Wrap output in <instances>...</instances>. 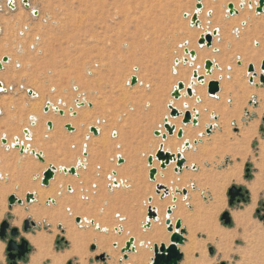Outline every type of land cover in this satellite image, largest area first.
Wrapping results in <instances>:
<instances>
[{
    "label": "rangeland",
    "instance_id": "obj_1",
    "mask_svg": "<svg viewBox=\"0 0 264 264\" xmlns=\"http://www.w3.org/2000/svg\"><path fill=\"white\" fill-rule=\"evenodd\" d=\"M259 1L203 0L200 27H196L191 24V17L196 12L197 0H28L29 8L24 0H15L17 7L14 8L9 6L8 0H1L0 63L4 57L9 58V62L0 70V84L3 85L0 98L17 95L32 103L42 102L43 110L48 104L51 107L54 105L56 111L50 107V115L59 117L61 115L57 110L65 112L60 129L62 123L70 124L67 119L77 120L74 127L75 131L78 129L72 133L64 127V138L60 139L62 145L47 141L49 135L58 134V129L52 134L46 129L39 134L40 127L32 126L36 120L32 123L29 117H26L17 134L0 129V154L8 159L5 164L8 171L0 170V176L3 175L0 177V190L9 192L6 195L8 207L0 224L4 220L12 221L8 198L14 195L25 202L26 195L31 192L22 187L21 181L14 175L25 174L31 183L45 188L39 178L46 168V163L44 166L40 164L30 152L21 155L15 149H7L2 144L3 139H7L10 145L18 138L31 150L34 149L31 144L35 145L37 141L41 145L39 153L44 154L47 148L54 149L59 161L55 163L56 178L50 187L56 186L58 191L59 185L64 184V189L60 187L62 191L59 197H55V201H62L60 206L56 205L57 202L48 204L51 198L44 201L43 208L47 212L45 220L33 219L29 215L23 219L19 227L21 230L24 220L29 218L36 223V227L29 235L22 231V236L30 242L33 251L25 263L19 264H29L30 258L37 254L33 238L40 235L50 237L45 245L49 256L44 258L42 264H53V257L65 254L64 264H77L76 259L81 254L84 264H95V254L90 248L94 242L91 234L109 232L117 239L123 236V243L130 236L140 238L136 233H131L132 228L135 227L138 232L144 231L147 210L152 203L159 208L161 220L153 221L154 228L167 233L164 229L167 227L165 198L161 199L156 194L157 184H166V187L174 190L188 189L190 192L189 196L179 197V208L171 215L175 222L181 220L189 233L181 264H264V173L262 188L255 190L258 197L247 187L256 179V166L259 164L258 168L264 170V85L260 83L259 76L251 83V75L248 74V67L252 64L260 75L264 60V29H255L256 22L264 18V12L256 14ZM231 3L238 14H229L228 6ZM215 30L218 34L212 47L199 46L200 36ZM188 43L192 46H188ZM185 49L196 51L195 62L185 54ZM204 54L209 56L205 57ZM220 57L225 59L224 63ZM184 58L190 59L193 65L181 62ZM176 60L180 64H175ZM207 60L218 65V68L214 67L212 75H206L204 65ZM180 66L190 71L193 69L185 83L189 84L193 72L202 66L207 78L222 84L223 93L211 97L206 90L208 83L203 85L196 82V87H205V96L197 95V98L194 94L192 99L183 98L184 101L190 100L192 110L197 109L200 113L197 126H185L179 118L181 125L178 128L185 131L184 135L187 129L196 133L195 138L188 140L192 148L184 152V157L190 165H196L198 171L185 174L189 178L182 181L180 178L183 176L173 172L166 180L168 175L162 177L164 173L160 171L154 183L149 180L147 159L165 142L154 132L161 130L164 119L170 115L168 106L173 100L171 93L182 82L175 71ZM9 76L17 78L11 87L4 83V78ZM133 77L138 78L134 86L131 84ZM30 92L36 96H30ZM84 100L91 104L87 105ZM81 103L85 105L78 107ZM204 104L206 107L201 109ZM208 104L216 107L211 108ZM1 111L0 106V116ZM82 114H90L84 123L80 121ZM214 115L220 116L218 122L213 119ZM208 123L216 124L210 134L206 131ZM88 126L99 128L102 136L107 134L108 145L100 144L102 137L94 138L90 129L82 134ZM25 129L30 132L29 140L23 134ZM176 135V139L168 137L178 142V146L172 150L175 154L179 146L187 142L186 138L178 140ZM195 141L198 143L195 144ZM104 148L107 151V166L102 168L95 160L97 151ZM189 154H194L192 160ZM119 158L125 159L124 166L119 165ZM133 158L139 159L136 168H128L127 161ZM79 161L86 166L77 167ZM27 163L35 164L37 170H24L29 167ZM61 167H77L79 175H66L59 171ZM113 179L119 185H114ZM192 185L196 188L192 189ZM234 186L243 189L244 198L231 206L229 190ZM69 187H72V191ZM150 198L153 199L151 204ZM34 204L36 202H25L20 207L27 212ZM167 204L174 205V202L169 198ZM226 212L230 214V225L222 221ZM78 218L89 223L80 226ZM137 246L138 251L147 249L149 252H146L141 263L150 264L151 246L150 249L149 246L144 248L140 240ZM4 250V264H9L6 245ZM106 252L117 259V253ZM99 264L107 263L102 261Z\"/></svg>",
    "mask_w": 264,
    "mask_h": 264
},
{
    "label": "water",
    "instance_id": "obj_2",
    "mask_svg": "<svg viewBox=\"0 0 264 264\" xmlns=\"http://www.w3.org/2000/svg\"><path fill=\"white\" fill-rule=\"evenodd\" d=\"M203 0H197V4H196V12L192 15L191 17V24L193 26L196 27H200V20H199V14L202 12L203 9ZM245 1V0H242ZM1 2V0H0ZM24 4L26 5L27 8H29V4H28V0H24ZM11 5V4H10ZM243 7V6H241ZM263 8H264V0H260L259 1V7L256 10L257 14H261L263 12ZM229 9V14L230 15H234V14H238V10L235 9L234 4H229L228 6ZM218 31L215 30L213 31V33H205L204 35H201L198 41L199 46H206L207 48H211L213 45V40L214 37L217 36ZM185 54L189 55L190 58L192 60H195L197 57V53L194 50H189V49H185ZM9 62V58L4 57L2 59V62L0 63V69H2V65L5 63ZM184 64L189 63V60L187 58H184L182 61ZM176 64H180L179 60H176ZM204 69L206 71V75H212L213 74V70H214V62L211 60H207L205 62L204 65ZM248 74H250V82L253 83L255 78L258 76L255 70V66L254 65H249L248 67ZM205 75H200L198 73V71H194L193 72V77L192 80L190 82V84L188 86H186L183 82H179L175 88L174 91L172 92V98L174 100H179L180 98L184 97H188V98H192L194 96V87L196 86L197 83L199 84H205ZM259 80L260 83L262 85H264V60L261 63V74L259 76ZM138 82V78L137 77H133L131 80V84L134 86L136 85ZM197 82V83H196ZM182 92H185L184 94H182ZM220 92V83L218 81L212 80L208 83V94L211 97H215L218 95V93ZM31 96H36V94L34 92H30L29 93ZM79 107H83L85 104L81 103L79 104ZM50 107V104L47 105V108ZM169 110H170V115L169 117H166L164 119V130L165 133L161 132V131H155V136L156 137H160L163 141H166L168 139V137L174 136V134L177 131L176 126H173L170 124L169 122V118H173V119H182V123L183 125H189L192 124L193 126H197L198 125V119L200 117L199 113L193 109V112L195 113V115H192V112L190 110H186L184 113L181 112L180 110H178L177 108H175L173 106L172 103L169 104L168 106ZM48 110V109H47ZM58 111V110H57ZM60 113V115H64L63 111H58ZM49 127H52V123H49ZM66 129L70 132L75 131L74 127L71 124L66 125ZM213 126L209 127L207 129V134H210L212 132ZM90 132L93 133L94 135H98V129L95 127L90 128ZM25 134L27 135V138H30V132L28 130L25 131ZM177 137L179 139H183L184 137V130L183 129H179L177 131ZM6 140H3V144H6ZM16 148H19L18 146H16ZM191 148V144L187 141L184 143L183 147H182V151H179L177 154L171 153L170 151H165L164 149V143L160 144L155 156L151 155L148 158V165L150 166V171H149V179L152 182H156V178H157V174H158V169L154 168V161L157 160L160 163V169L165 170L171 163H175L176 167H175V173H180L182 172L184 165H185V158L183 156V152L187 149ZM30 149L28 148L27 151H29ZM25 151V149L22 147L21 149V153L23 154ZM31 154L35 157H37L40 161H44L43 155L41 153H37L35 150H31ZM86 155V153L84 154ZM122 163V159L119 158V164ZM82 164L80 163L78 167H82ZM57 168L54 167L53 165H51L44 173H43V179H42V186L47 188L50 186V182L55 178V174H56ZM62 172L66 175H72L75 176L77 175V168L72 167L70 169L68 168H63ZM115 174V173H114ZM156 193L158 195H160L161 199H164L165 197L170 195V189L168 187H166L165 185L162 184H157L156 185ZM183 195L184 197H186L187 195V191H180V190H176L175 194H173V202L175 203L177 201V198L175 195ZM229 197H230V205H234L235 202H240L241 199L244 198V193H243V189L242 188H238L236 186L232 187L229 190ZM34 201H36V197L35 194L32 193H28L25 197V202L27 204H31ZM53 203H55L54 200H52ZM153 202V199L150 198L149 199V203L151 204ZM8 203L10 208H12L15 205H19L22 206L24 204V200L19 199L18 197L11 195L8 198ZM175 207H169L167 210V215L168 217H171V215L173 214V209ZM153 221H158V213L157 210L155 208H153L151 205L148 207V213H147V220H146V224L144 225V227L146 228H150L152 225ZM222 221L224 222L225 225H230L231 224V218H230V214L228 212L224 213L222 216ZM80 222V218L77 219V223ZM31 224L35 227L36 223L35 222H31ZM166 225H167V230L169 233H171V238H170V245L167 246L166 244H161L158 245L156 244L153 247V252H154V257L152 259L151 264H179L182 259H183V253L180 250L181 245H183L186 241L185 239V234H186V230L183 229L182 227V222L181 220H177V222L175 223V226H173L172 220L171 219H167L166 221ZM10 227L9 223L7 221H4L1 224V228H0V239L4 240L7 236V230ZM61 227V226H60ZM30 229V219L25 221V230H29ZM19 230L17 228L12 229V233L11 235L13 237L18 235ZM95 246L92 247L93 250H95ZM7 251L9 253V257L11 260L14 261V264H16L15 259H22L23 257L26 256V254L28 253V242L26 240H22L21 245H17V243L14 240H10L8 245H7ZM14 251H18V254H16L15 256L12 255V252ZM131 252H135V239L134 238H130L125 247L122 250V253L124 255L123 259H127L128 258V253ZM211 253H213V250H211ZM98 260L101 261H106L107 260V256L106 255H101L100 257H98Z\"/></svg>",
    "mask_w": 264,
    "mask_h": 264
},
{
    "label": "crops",
    "instance_id": "obj_3",
    "mask_svg": "<svg viewBox=\"0 0 264 264\" xmlns=\"http://www.w3.org/2000/svg\"><path fill=\"white\" fill-rule=\"evenodd\" d=\"M202 3H203V1H202ZM263 12H264V8H263ZM262 12V13H263ZM261 13V14H262ZM257 14V13H256ZM258 15H260V14H258ZM264 17V16H263ZM256 21V20H255ZM258 22V23H257ZM256 23L257 24H255L256 25V27H255V29L256 30H262V29H264V25H261V24H264V18H262L261 19V21L259 22V21H257ZM260 24V25H259ZM220 58H223V57H220ZM224 59V58H223ZM206 62V61H205ZM6 64V63H5ZM188 64V63H187ZM216 65V64H215ZM4 66V64L2 65V69H0V70H3V67ZM216 68H218V65H216L215 66ZM192 71V70H191ZM260 76V75H259ZM186 86H188L189 84H187V83H185V81L184 80H181ZM212 81V80H211ZM170 82V81H169ZM210 82V81H209ZM175 88V87H174ZM174 88H173V91H174ZM203 88V87H202ZM172 91V92H173ZM207 91H208V86H207ZM221 92V93H220ZM220 94L222 95V93H223V91H222V84H220ZM218 93V94H219ZM30 95V94H29ZM171 95H172V93H171ZM31 96V95H30ZM184 97H182V98H180L179 100H175L176 102H179V101H181L182 99H183ZM186 99H188V97H185ZM193 98V97H192ZM192 98H189V99H192ZM12 100H14V101H12ZM174 100V99H173ZM255 100V99H254ZM15 101L17 102V104H15ZM184 101V100H183ZM10 102L11 103H14V105L13 104H10ZM31 102V101H30ZM28 100H26V99H24L23 97H19V96H14V97H10V98H7V97H2V98H0V106H1V109H2V115L0 116V129H4V130H6L7 132H10V133H13V134H17L20 130H21V127L24 125V121H26V117L28 118H30V120L31 121H33L32 119H34V120H36V123L34 122V124H32V126L34 127V126H36V127H40V129H38V133L39 134H41V133H43V132H45V129L46 130H48V132H50V134H52V133H55L56 132V130L58 129V134L57 135H54L53 134V136L51 137L50 135L48 136V139H47V141L48 142H50V143H57V142H60L61 143V141H60V139L64 136V132L62 131V129L66 126V123H62V128L60 129V122L64 119V117H61V116H56V115H50L51 114V112L50 111H46L45 110V108H44V110H43V108H42V111H43V113H42V111L40 112L41 114H35V113H33V112H31V104H33V103H35V102H33V103H30ZM186 102V101H185ZM188 102H191L190 100H188ZM3 103V104H2ZM30 103V104H29ZM255 103H256V100H255ZM26 104H27V106H26ZM9 105V106H8ZM205 105V104H204ZM209 105V104H208ZM207 105V106H208ZM11 106V107H10ZM216 106V105H215ZM15 107V108H14ZM21 107H23V110H22V108ZM19 108H20V110H19ZM11 109V110H10ZM30 110V112H29V110ZM28 113V114H27ZM156 113V112H155ZM26 114V116L24 117V115ZM43 114H44V116H43ZM155 115V114H154ZM200 115V114H199ZM31 116V117H30ZM11 117H12V119H11ZM16 118L15 120H14V118ZM226 117H227V115H226ZM216 122H218L219 120H220V116L219 115H214V118H213ZM22 120H23V122H22ZM21 123V124H20ZM49 123H52V127H49ZM14 124H15V126H14ZM17 125V126H16ZM10 126H12L13 127V129H11L10 128ZM209 127H212V125H209V124H207L206 125V128L208 129ZM216 127V125L214 126L213 125V129ZM60 129V130H59ZM64 130V129H63ZM65 131V130H64ZM178 131V130H177ZM176 131V132H177ZM207 131V130H206ZM155 133V132H154ZM101 132L99 133V135H94V138H99L100 136H101ZM155 135V134H154ZM176 135V133L174 134V136ZM174 136H171V137H174ZM177 136V135H176ZM170 137V138H171ZM51 138H53L52 140H50ZM183 138H185V137H183ZM177 139L178 140H180L178 137H177ZM50 140V141H49ZM168 140V139H167ZM190 143V142H189ZM197 142L195 141V144H196ZM39 144V143H38ZM61 145H62V143H61ZM160 146V145H159ZM192 146V145H191ZM183 147V146H182ZM159 148V147H158ZM165 148V147H164ZM192 148V147H191ZM190 148V149H191ZM190 149H187V150H185L184 152H186V151H188V150H190ZM158 150V149H157ZM157 150H156V152H157ZM98 153H97V156H96V160H95V163H97V164H101V166H102V168H103V166L105 167V166H107V164H106V160H105V157H106V149L104 148L103 150L101 149V150H98L97 151ZM156 152H155V154H156ZM177 152H179V149H178V151ZM184 152L182 153L183 154V156H184ZM42 155H43V158H44V161H40L39 160V162H40V164H42V165H44L45 163H46V158H45V156L46 155H50V156H52V158H54V159H56L57 160V157H56V152H55V150L54 149H49V148H47L46 149V152H45V154L43 153V152H40ZM171 153H174L173 151H171ZM19 154H21V153H19ZM154 154V155H155ZM175 154V153H174ZM21 155H23V154H21ZM153 155V154H152ZM86 156H89V154L88 153H86ZM151 156V155H150ZM149 158V157H148ZM185 158V157H184ZM122 159V163L121 164H119V165H121V166H124L125 164H126V161H125V159H123V158H121ZM138 160L139 159H136V158H133V159H130V160H128L127 161V165H128V168L131 166V167H133V168H136V165H137V162H138ZM192 160V159H191ZM57 161H59V159L57 160ZM147 161H148V159H147ZM185 165H184V168H183V170H182V172H180V173H178L180 176L182 175L183 177H182V179L180 178V180L182 181L183 179H188L189 178V176L188 175H185V174H187V173H190L191 171L192 172H196V171H198V167L196 166V165H194V164H189L188 163V161H187V159L185 158ZM155 162H157V163H159L157 160H155L154 161V163ZM79 163H81L82 164V161L81 162H79ZM51 165H53L54 167H56V164H55V162H50V164H48V166H46V168L44 169V171H46ZM261 166V165H260ZM175 167H176V164L175 163H171L165 170H162V169H160V163H159V166L157 167V169H158V174H157V178H158V176H159V174H160V171H162L163 173H164V175L162 174V176H165L166 177V175H168V177L171 175V173L170 172H173V173H175ZM59 169V168H58ZM256 169H258V174L257 175H255V176H257V179H254L253 180V182H250L248 185H247V187H248V189L250 190V192L251 193H253V194H255L256 192H255V190L258 188H262V185H261V178H262V174L264 173V170H263V172H262V169L260 168H258V167H256ZM43 171V172H44ZM166 173H168V174H166ZM260 173H261V176H260ZM175 174H177V173H175ZM156 178V179H157ZM260 178V179H259ZM259 179V180H258ZM54 180V179H53ZM52 180V181H53ZM150 180V179H149ZM258 180V181H257ZM51 181V182H52ZM51 182H50V184H51ZM156 182H157V180H156ZM155 182V183H156ZM255 184V186L253 187V185ZM258 184V185H257ZM256 185H257V187H256ZM261 185V186H260ZM48 188V187H47ZM196 187L194 186V185H192V189H195ZM256 188V189H255ZM177 190V189H176ZM175 190V191H176ZM179 190V189H178ZM184 190H186V189H183V191ZM180 191H182V190H180ZM187 191V196L188 195H190V192L188 191V189L186 190ZM157 194V193H156ZM176 197H177V201L174 203V205H176L175 206V208L173 209V214L177 211V209L179 208L178 207V202H179V197H180V195H175ZM181 196H183V195H181ZM169 198H171V200H172V202H173V195H169V196H167V197H165V199L163 200V201H165V205H166V210H168V208L170 207V206H172L171 204H167L168 203V200H169ZM194 198V197H193ZM195 199V198H194ZM36 201H34L33 203H35ZM152 206V205H151ZM153 207V206H152ZM147 213H148V210H147ZM157 213H158V217L160 218V211H158L157 210ZM172 214V215H173ZM172 217V216H171ZM166 218V217H165ZM165 220H167V219H165ZM177 222V221H176ZM175 222V223H176ZM182 222V221H181ZM175 223H173L174 225H175ZM145 224H146V222H145ZM144 224V225H145ZM166 224V223H165ZM182 227H183V229H184V224H183V222H182ZM143 232H138V230L135 228V227H133L132 228V232L131 233H136L137 235H139V240L141 241V245H144V243L142 242V240H145V241H147V240H149V241H152V243L151 244H149V245H151V251H150V253L152 252V255L150 256V255H148V256H150V258H149V260H150V264H151V262H152V259H153V257H154V252H153V247L156 245V244H158V245H161V244H166L167 246H169L170 245V238H171V233H169L168 232V230H167V227L165 228V230H166V232L167 233H165L164 232V230L163 229H156V230H154V223L152 222V225H151V227L150 228H146V227H144L143 226ZM158 234V235H157ZM155 235H157L156 236V238H154V239H156L155 241L153 240V239H151V238H153ZM188 235H189V233H188V231H186V234H185V239H186V241H185V243L183 244V245H181V246H179L180 247V250H181V252L183 253V259H182V261L184 260V251H183V248L185 247V244H186V242L188 241ZM91 236H92V240H94V242L93 243H91L90 244V248H91V250H92V252H94V254H95V259H96V263L95 264H99V262H102L101 260H98V257L99 256H101V255H106L107 256V260H106V263L107 264H117V262H118V264H143V262L141 263V261H142V259L143 258H145L144 256H146V250H144V251H141V252H138V239L135 237V236H130V237H128V239L127 240H125L124 241V243H123V241H121V239L123 238V236H121V239H115L114 237H115V235H113V234H110L109 232H107V233H104V232H98L97 234H91ZM159 237V238H158ZM130 238H134L135 239V252H131V253H128V258L127 259H123L124 258V255H123V253H122V250H123V248L125 247V245H126V243H127V241L130 239ZM145 238V239H144ZM104 239V240H103ZM115 239V240H114ZM117 243H116V242ZM120 242H121V244H120ZM117 245V248H115V246ZM93 246H95L96 248H95V250H93L92 249V247ZM108 248H110V249H112V253L114 254H116V257H117V259H114V257H113V255H110L109 254V252H106V250L107 251H110V250H108ZM70 251V250H69ZM72 252V251H71ZM70 252V253H71ZM148 254H149V252H147ZM121 254V255H120ZM141 254V255H140ZM59 256H62V255H59ZM65 258V256H62V258ZM79 259H76V263L77 264H84L85 263V261H83V254H81V256L80 257H78ZM30 259H32V258H30ZM64 260L65 259H63V262H62V264H64ZM182 261L179 263V264H181L182 263ZM42 262V261H41ZM31 263V262H30ZM54 264V263H53Z\"/></svg>",
    "mask_w": 264,
    "mask_h": 264
},
{
    "label": "bare ground",
    "instance_id": "obj_4",
    "mask_svg": "<svg viewBox=\"0 0 264 264\" xmlns=\"http://www.w3.org/2000/svg\"><path fill=\"white\" fill-rule=\"evenodd\" d=\"M160 1V0H159ZM244 2V1H243ZM8 3H9V6L11 7V8H14V7H17V6H15L16 5V2H15V0H8ZM159 3V2H158ZM257 3V2H256ZM11 4V5H10ZM15 4V5H14ZM253 4V3H252ZM2 4L0 3V6H1ZM8 5V4H7ZM256 5V4H255ZM258 5V4H257ZM235 6V5H234ZM235 9H236V7H235ZM229 10V9H228ZM200 15V14H199ZM136 21H137V19H136ZM258 23V22H257ZM260 25V24H259ZM261 25H264V24H261ZM139 33H141L140 31H139ZM139 38H141V35H139ZM141 40V39H140ZM141 42V41H140ZM139 42V45H141V43ZM190 43V42H189ZM188 43V46L190 45ZM190 46H192V45H190ZM202 47V46H201ZM189 48V47H188ZM203 56H209L208 54H204ZM183 57V56H182ZM190 57V56H189ZM190 60V59H189ZM220 60H222V62L224 63L225 62V59H223V58H220ZM194 61V60H193ZM196 61V60H195ZM194 61V62H195ZM176 62V61H175ZM182 62V61H181ZM176 64V63H175ZM188 64H190L191 66L193 65V63L192 62H190L189 61V63ZM226 64V63H225ZM183 66H185V65H183ZM190 66V67H191ZM195 66V65H194ZM216 65H215V63H214V67H215ZM197 68V67H196ZM175 69H177V68H175ZM193 70V69H192ZM196 70V69H195ZM199 70V71H198ZM198 73L200 74V75H204V72H203V70H202V66H199V68H198ZM255 70H256V73H257V75H258V69H256V67H255ZM176 71V74H177V76H178V79H181V80H188V79H190V78H188L189 76H190V74H191V72L192 71H190L189 70V68H183V67H179L177 70H175ZM244 71V70H243ZM240 76H241V74L240 73H238ZM261 74V73H260ZM193 76V75H192ZM229 76V75H228ZM259 76V75H258ZM206 77V76H205ZM208 77V76H207ZM206 77V79H205V84L204 85H206L207 83H209V81H211L212 79L211 78H207ZM192 78V77H191ZM213 78V77H212ZM4 83L6 84V86H8V87H11L12 86V84L13 83H15V82H17L16 80H17V78L16 77H14V76H9V77H5L4 78ZM229 80V79H228ZM9 83H8V82ZM169 81V80H168ZM256 81V80H255ZM191 82V81H190ZM228 84V83H227ZM205 88V87H204ZM204 88H202V87H199V85H198V87H194V94H196V97H197V95H199V96H201V97H203V96H205V89ZM223 89H224V87H223ZM228 89V88H227ZM207 90V89H206ZM226 90V89H225ZM227 91V90H226ZM232 92V91H231ZM185 92H182V94H184ZM224 93H225V91H224ZM38 94V93H37ZM226 94V93H225ZM124 95H125V93H124ZM230 95H232V94H230ZM38 97V96H37ZM123 97V96H122ZM184 97V96H183ZM194 97V96H193ZM125 98V97H124ZM198 98V97H197ZM196 98V99H197ZM221 99V98H220ZM12 101H14V100H12ZM85 101V103H87V105H90L91 103H89V102H87L86 100H84ZM103 101H104V99H103ZM30 102V101H29ZM39 102V101H38ZM62 102V101H61ZM30 103H32V102H30ZM29 103V104H30ZM84 103V104H85ZM169 103H172L173 104V106L175 107V108H177L178 110H180L181 112H185L184 111V109H186L187 108V110L189 109V108H191V106L193 105L192 104V102H188V101H183V99L181 100V101H179V102H176L175 100H170V102ZM3 104V103H2ZM10 104H13L14 105V103H11L10 102ZM15 104H17V102L15 101ZM32 106L30 107L31 108V112H33V113H35V114H41L40 112L42 111V107H43V105H42V102H40V103H33V104H31ZM64 105V104H63ZM9 106V105H8ZM26 106H27V104H26ZM80 106V105H79ZM78 106V107H79ZM208 106H210L211 108H214V107H216L214 104H209ZM11 107V106H10ZM28 107V106H27ZM50 107H51V105H50ZM206 106L204 105V106H202L201 105V109L203 108H205ZM15 108V107H14ZM22 108V110H23V107H21ZM55 108V106L54 105H52V107H51V109H54ZM208 108V107H207ZM207 108H206V110H207ZM199 109V108H198ZM11 110V109H10ZM19 110H20V108H19ZM29 110V109H28ZM196 111H197V109H195ZM54 112H55V110H53ZM191 112H192V115H195V113L193 112V110H192V108H191V110H190ZM201 111V110H200ZM29 112H30V110H29ZM67 112V111H66ZM198 112V111H197ZM216 112V111H215ZM57 113V112H56ZM208 112H206V114H207ZM222 113V112H221ZM28 114V113H27ZM200 114V113H199ZM26 116V114L24 115V117ZM89 116H90V114H82V119H80V121H82L83 123L87 120V118H89ZM128 116V115H127ZM210 116V115H209ZM204 117V116H203ZM214 117V116H213ZM232 117V116H231ZM14 118V117H13ZM81 118V117H80ZM11 119H12V117H11ZM16 118H14V120H15ZM173 119V118H172ZM172 119H169V122H170V124L171 125H173V126H176V128H177V130H179L178 128L180 127V125H181V123H180V119L179 120H172ZM227 119V118H226ZM33 121H32V123L34 122V119H32ZM105 120V119H104ZM229 120V119H228ZM203 121V120H202ZM211 121V120H210ZM209 121V122H210ZM222 121V120H221ZM230 121H231V119H230ZM22 122H23V120H22ZM67 122L68 123H70L73 127H74V124L75 123H77V120H69V119H67ZM206 123H207V121H206ZM223 123V122H222ZM21 124V123H20ZM34 124V123H33ZM204 124V123H203ZM209 124V123H208ZM221 124V123H220ZM164 125V124H163ZM163 125H161V132H163V133H165L164 132V128H163ZM209 125H216L215 123H212V124H209ZM14 126H15V124H14ZM17 126V125H16ZM183 126V125H182ZM188 126V125H187ZM12 126H10V128H11ZM83 127H84V125H83ZM82 127V128H83ZM185 127V126H184ZM188 128V127H187ZM11 129H13V127L11 128ZM74 129H75V127H74ZM88 129H90L89 128V126H88V128L87 129H85L84 130V132L83 131H79V132H83L82 134H84L85 132H87L88 131ZM99 129V128H98ZM185 129V128H184ZM223 129H225V128H223ZM26 130V129H25ZM78 129H76V131H77ZM75 131V132H76ZM104 131V130H103ZM73 133V132H72ZM104 133V132H103ZM184 133H185V131H184ZM202 133V132H201ZM204 133V132H203ZM13 134V133H12ZM24 134V133H23ZM32 134V133H31ZM45 134V133H44ZM176 134H177V132H176ZM200 133H198V135H199ZM225 134H226V131H225ZM7 136V135H6ZM30 137H31V135H29ZM45 136V135H44ZM83 136V135H82ZM185 136V138H186V141H191V139H193V138H195L196 137V133L194 132V131H192V130H189V129H187L186 130V134L184 135ZM199 136H201V135H199ZM247 136H248V134H247ZM87 137V136H86ZM101 140H100V144H102L103 146H107L108 145V143H109V141H108V138H107V134H103V136H102V134H101ZM64 138V137H63ZM90 138V137H89ZM175 138V137H174ZM168 139L167 141H163L164 142V149H165V151H172V150H174L175 149V147L176 146H178V142H176V138L175 139ZM32 139V138H31ZM197 139V138H196ZM76 140V139H75ZM12 141V140H11ZM20 141H22V140H20ZM77 141V140H76ZM80 140H78V142H79ZM188 141V142H189ZM194 141V140H193ZM198 141V140H197ZM15 142V141H14ZM22 142H24V141H22ZM95 142V141H94ZM25 143V142H24ZM35 143V145L34 144H31L32 145V147L34 148L33 150H35L37 153H39V151H38V148H39V145H40V143L38 144V142L37 141H35L34 142ZM198 143V142H197ZM10 144H12L11 142H10ZM30 144V143H29ZM85 144V143H84ZM84 144H83V146H84ZM193 144V143H192ZM220 144H221V142H220ZM237 144V143H236ZM184 144H181V146H179V151H182V146H183ZM206 145H207V143H206ZM260 145H262V142H261V144ZM41 146V145H40ZM75 146V145H74ZM74 146H72V147H74ZM232 146H233V144H232ZM264 146V145H263ZM85 147V146H84ZM192 147V146H191ZM237 147V146H236ZM240 147V146H239ZM75 148V147H74ZM204 149H206V147L204 148ZM203 149V150H204ZM207 150V149H206ZM261 150V149H260ZM176 151V150H175ZM205 151V150H204ZM232 151H233V148H232ZM203 152V151H202ZM228 152V151H227ZM234 152H235V150H234ZM30 153H31V149H30ZM29 153V154H30ZM210 153V152H209ZM229 153V152H228ZM85 154V153H84ZM227 154V153H226ZM194 154H189L188 155V157L190 158V159H193L194 158V156H193ZM16 156V155H15ZM15 156H14V158H15ZM153 156H155L154 155V153H153ZM200 156V155H199ZM198 157V156H197ZM260 157V156H259ZM264 157V156H263ZM45 158H46V166H48V164L47 163H50V162H55V163H57V160L56 159H54V158H52V156H50V155H47V156H45ZM80 158V157H79ZM78 158V159H79ZM246 158V157H245ZM20 159V158H19ZM77 159V160H78ZM256 159V158H255ZM258 159V158H257ZM80 160V159H79ZM260 160V159H259ZM194 161V160H193ZM262 161H263V158H262ZM19 162V161H18ZM17 162V163H18ZM78 162V161H77ZM79 162H81V161H79ZM260 162V161H259ZM0 163H2V166H0V170L1 171H8V167L5 165V164H7L8 163V159H7V157L6 156H4L3 154H0ZM257 163V162H256ZM262 163V162H261ZM28 164V166L29 167H26V168H24V170H29L30 171V169L32 168V169H36L37 168V166L35 165V164H33V163H27ZM80 164V163H79ZM79 164L78 165H76L77 167L79 166ZM237 164H240V163H237ZM83 165H85V163L84 164H82L81 166H83ZM44 166V165H43ZM42 166V167H43ZM86 166V165H85ZM159 166V163H157V162H155L154 163V165H153V167L154 168H157ZM241 166V165H240ZM258 166H259V164H258ZM258 166H256V167H258ZM59 167V166H58ZM76 167V168H77ZM237 167V166H236ZM262 167H263V165H262ZM62 167L61 168H59V171H62ZM259 169H260V167H259ZM37 170V169H36ZM44 170V169H43ZM241 170V169H240ZM257 171H258V169H256ZM0 171V172H1ZM34 171V170H33ZM231 171V170H230ZM262 172H263V168H262ZM116 173V172H115ZM166 174H168V173H166ZM225 174H227V173H225ZM229 174V173H228ZM258 174V173H257ZM256 174V175H257ZM77 175H79L78 174V172H77ZM169 175V174H168ZM238 176H239V174H237ZM1 176H3L2 174H1ZM0 176V177H1ZM14 176H16V178L18 179V180H20L21 181V184H22V187H24L25 189H27V191H31L30 193H32V194H35V197H36V204H34V205H32V206H30V208H28V211L26 212L25 211V209L23 208V207H20V206H16V207H14L12 210H11V215H12V221H11V224L13 225V226H17V227H21L22 225V221H23V219L27 216V215H29V216H31L33 219L34 218H38V219H44V216H46L47 215V212L45 211V209L43 208V204H44V201L45 200H47V199H49V198H51V199H49V200H54L55 201V197L56 196H58L59 197V195L61 194V189H60V187H62V189H64V184H60L59 185V187H58V191H56V186H54L53 187V185H52V187H50L49 186V189H45V188H41L39 185H37V184H33V183H31L29 180H28V176H26L25 174L24 175H14ZM173 176V175H172ZM224 176V175H223ZM225 176H227V175H225ZM260 176H261V173H260ZM163 177V176H162ZM170 177V176H169ZM169 177H166V180H168L169 179ZM240 177V176H239ZM40 178H43V176L41 177L40 176ZM40 178H39V181H40ZM55 178H56V176H55ZM174 178V177H173ZM178 178H180V177H178ZM192 178H193V176H192ZM227 178V177H226ZM232 178V177H231ZM235 178H236V176H235ZM71 179V178H70ZM182 179V178H181ZM228 179H230V178H228ZM237 179H238V177H237ZM256 179H257V176H256ZM260 179V178H259ZM258 179V180H259ZM114 180V179H113ZM188 180V179H187ZM190 180V179H189ZM226 180V179H225ZM235 180V179H234ZM240 180V179H239ZM257 180V181H258ZM262 180H263V178H262ZM36 181H38V180H36ZM54 181V180H53ZM64 181V180H63ZM222 181V180H221ZM237 181V180H236ZM161 182V181H160ZM190 182V181H189ZM239 182V181H238ZM253 182V181H252ZM62 183V182H61ZM261 183H262V181H261ZM39 184V183H38ZM170 184H171V182H170ZM173 184V183H172ZM248 184V183H247ZM17 185V184H16ZM166 185V184H165ZM186 185V184H185ZM258 185V184H257ZM257 185H256V187H257ZM255 186V184L253 185V187ZM261 186V185H260ZM262 186H263V184H262ZM170 187V186H169ZM168 187V188H169ZM17 188V187H16ZM171 188H172V185H171ZM176 188V187H175ZM182 188H184L183 186H182ZM170 189V188H169ZM178 189V188H177ZM256 189V188H255ZM61 190V191H60ZM187 190V189H186ZM257 190H258V188H257ZM260 190V189H259ZM183 191V190H182ZM257 192V191H256ZM9 192H7V191H2V190H0V221H1V219L3 218V216H4V214H5V212H6V209H7V207L8 206H6V195L8 194ZM220 193V192H219ZM22 194V193H21ZM173 194H175V190L172 188V189H170V195H173ZM257 194V193H256ZM52 195H54V196H52ZM96 195V194H95ZM258 195L259 194H257V197H258ZM181 196V195H180ZM189 196V195H188ZM53 197V198H52ZM184 197V196H183ZM255 197V196H254ZM177 198V197H176ZM173 199V198H172ZM178 200V199H177ZM254 200V199H253ZM258 200V199H257ZM55 202H57V201H55ZM62 201L61 200H59L58 202H57V204L56 205H58V206H60V203H61ZM256 203V202H255ZM53 205H54V203H53ZM152 206H153V208H155L156 210H158L159 211V208L158 207H156L153 203L151 204ZM253 205V204H252ZM252 205H250V206H252ZM256 205V204H255ZM176 205H172V206H170V207H175ZM29 207V206H28ZM50 208V207H49ZM253 208H254V206H253ZM249 209V208H248ZM252 209V208H251ZM250 209V210H251ZM79 210H80V207H79ZM244 212V211H243ZM251 212V211H250ZM79 214V213H78ZM77 214V215H78ZM166 218L165 219H171L172 220V223H175V220L173 219V216L172 217H168L167 215L165 216ZM90 219V218H89ZM244 219H245V217H244ZM45 220V219H44ZM92 220V219H91ZM160 220V218L158 217V221ZM47 221V220H46ZM60 221V220H59ZM167 221V220H166ZM61 222V221H60ZM91 222V221H90ZM160 222H161V220H160ZM43 223V222H42ZM69 223V222H68ZM89 222L87 221V220H83L82 221V225H87ZM97 223V222H96ZM164 223V222H163ZM246 223V222H245ZM63 224H65L66 225V223H63ZM159 224V223H158ZM131 225V224H130ZM160 225V224H159ZM95 226V225H94ZM167 226V225H166ZM173 226H175L174 224H173ZM240 226V225H239ZM66 227V226H65ZM158 227V226H157ZM52 229V228H51ZM105 229V228H104ZM157 228H154V230H156ZM165 229V228H164ZM121 230V229H120ZM131 231V230H130ZM262 231H263V229H262ZM256 232V231H255ZM54 233V232H53ZM56 233V232H55ZM66 233H67V231H66ZM129 233V232H128ZM254 233V232H253ZM264 234V233H263ZM25 235V234H24ZM28 235H29V233H28ZM51 235V234H50ZM158 235V234H157ZM157 235H155L153 238H151V239H153L154 241L156 240V239H154V238H156V236ZM35 236V235H34ZM34 236H32V238L34 237ZM261 236V235H260ZM27 237V236H26ZM29 237V236H28ZM256 237V236H255ZM159 238V237H158ZM115 239H117V238H115ZM114 239V240H115ZM145 239V238H144ZM262 239V238H261ZM69 240V239H68ZM84 240V239H83ZM104 240V239H103ZM138 240H139V238H138ZM146 240V239H145ZM145 240H142V242L144 243V245H142V246H144V248L146 247V248H148V246H149V248L148 249H150V246L151 245H149V244H151L152 243V241H149V240H147V241H145ZM49 241H50V237H47V236H42V235H40V236H38L37 238H33V242H34V244L37 246V254H34V255H32V256H34L32 259H31V264H40L41 263V261H43L44 260V258L45 257H48L49 256V253H48V250L45 248L46 246V243H49ZM116 242V241H115ZM31 243H32V240H31ZM117 243V242H116ZM72 244V243H71ZM85 244V243H84ZM120 244H121V242H120ZM35 246V247H36ZM141 246V247H142ZM254 247V246H253ZM4 248H5V244L4 243H2L1 241H0V262H1V264H2V262H3V264H4ZM143 248V247H142ZM143 248V249H144ZM152 248V247H151ZM36 249V248H35ZM140 250H142V249H140ZM194 250V249H193ZM110 251H112V249L110 250ZM142 251H144V250H142ZM77 252H79V251H77ZM138 252H140V251H138ZM53 253V252H52ZM62 254H63V252H62ZM79 254H80V252H79ZM78 253H77V255H79ZM71 255V254H70ZM141 255V254H140ZM65 256H66V254H65ZM63 259H64V257L62 258V256H55V257H53V262L52 263H54V264H62V262H63ZM52 260V259H51ZM261 260V259H260ZM51 263V262H50ZM30 264V263H29ZM42 264V263H41Z\"/></svg>",
    "mask_w": 264,
    "mask_h": 264
},
{
    "label": "flooded vegetation",
    "instance_id": "obj_5",
    "mask_svg": "<svg viewBox=\"0 0 264 264\" xmlns=\"http://www.w3.org/2000/svg\"><path fill=\"white\" fill-rule=\"evenodd\" d=\"M48 109V110H47ZM55 109V108H54ZM47 112L50 110V107L49 108H47L46 107V109H45ZM55 111H56V109H55ZM58 111H63L64 112V110H58ZM2 112V111H1ZM60 114V113H59ZM64 115H65V112H64ZM64 115H63V117H64ZM62 116V115H61ZM66 127V126H65ZM99 133H100V131H99V129H98V135H99ZM24 135H26L25 133H24ZM18 139V138H17ZM3 140H6V142H7V144H8V140L7 139H3ZM3 140H2V142H3ZM16 140V139H15ZM20 140V139H19ZM25 147H26V145H24ZM15 150H17V151H19V153H21V149H22V146H20L19 148H14ZM27 151H24V153H26ZM23 153V154H24ZM22 154V153H21ZM35 157V156H34ZM37 158V157H36ZM38 159V158H37ZM39 160V159H38ZM44 173V172H43ZM56 173H57V171H56ZM43 176V175H42ZM41 176V177H42ZM55 176H56V174H55ZM42 179L43 178H40V181L42 182ZM55 179V178H54ZM69 189H72V187H69ZM24 204H25V202H24ZM24 204L22 205V206H24ZM19 206V205H18ZM14 207V206H13ZM13 207L12 208H10V206H9V208L10 209H13ZM10 216H11V218H12V215L10 214ZM30 219V229L29 230H25V221L26 220H28V219H25L24 220V222H23V227H22V230L19 228V227H17V226H13L11 223H10V220H4V221H7L8 223H9V225H10V227L8 228V230H7V236H6V238L4 239V240H1L5 245H6V258H7V261H8V263L9 264H14V261L13 260H11L10 259V257H9V253H8V251H7V245H8V243H9V241L10 240H14L16 243H17V245H21V243H22V240L24 239V240H26L27 242H28V253L26 254V256L25 257H23L22 259H18V258H16L15 259V261H16V264H19V263H25L26 261H27V259H28V257L32 254V251H33V248H32V245L30 244V242L26 239V238H24L23 236H22V231L24 232V233H30V232H32L33 230H34V228L36 227H34L32 224H31V222L33 221L31 218H29ZM4 221H2L1 222V224L4 222ZM34 222V221H33ZM1 224H0V228H1ZM14 228H17L18 230H19V232H18V235L17 236H15V237H13L12 235H11V233H12V229H14ZM16 254H18V251H14V252H12V255L13 256H15ZM1 264V263H0Z\"/></svg>",
    "mask_w": 264,
    "mask_h": 264
},
{
    "label": "built area",
    "instance_id": "obj_6",
    "mask_svg": "<svg viewBox=\"0 0 264 264\" xmlns=\"http://www.w3.org/2000/svg\"><path fill=\"white\" fill-rule=\"evenodd\" d=\"M259 7V3H258V6H257V8ZM207 32H209V31H207ZM206 32V33H207ZM209 33H211V32H209ZM213 33V32H212ZM0 89H2L3 90V85L2 84H0ZM98 129V128H97ZM25 137H26V139H30V138H27V135H25ZM2 144H3V142H2ZM7 149H14V148H16V146H18V147H20V146H22L24 149H25V151H27V149L29 148L30 149V146L29 145H26V147L24 146L25 144H24V142H22V141H20L19 139H16L15 140V142L14 143H12V144H10V145H8L7 143L6 144H3ZM27 152H30V150L29 151H27ZM113 175H115L114 173H113ZM114 185H119V183L118 182H116V180H114ZM110 188H112V186L110 187ZM70 191H72V189H69ZM49 203H53V201L52 200H49L48 201V204ZM82 221H83V219H80V222L78 223L80 226H83L82 225ZM96 228L97 229H100L98 226H96ZM120 229H121V227H120ZM102 231H104L105 229H101ZM119 230V229H118Z\"/></svg>",
    "mask_w": 264,
    "mask_h": 264
}]
</instances>
